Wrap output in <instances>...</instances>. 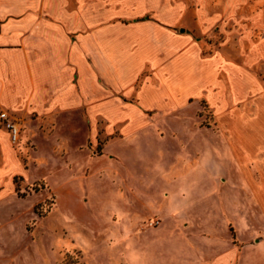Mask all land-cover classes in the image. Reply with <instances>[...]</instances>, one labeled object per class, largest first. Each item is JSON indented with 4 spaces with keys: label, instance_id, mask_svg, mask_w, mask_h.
<instances>
[{
    "label": "crops",
    "instance_id": "obj_1",
    "mask_svg": "<svg viewBox=\"0 0 264 264\" xmlns=\"http://www.w3.org/2000/svg\"><path fill=\"white\" fill-rule=\"evenodd\" d=\"M197 3L199 25L221 23L225 44L252 38L239 34V0H219L220 16L207 22L206 0ZM183 11L174 0H0V112L14 117L30 140L19 153L0 124V264H47L46 236L40 231L31 242L26 230L39 199L17 197L15 177L49 181L60 214L84 221L93 235L109 218L122 220L127 264L240 263L248 250L240 255L226 240L218 226L228 216L203 196L230 171L264 222V182L251 175L264 170L258 157L264 154V95L253 102L252 116H220L226 132L217 158L197 146L198 162H184V153L177 169L174 132L160 126L169 117L163 114L200 97L222 112L260 89L225 46L203 57L191 36L171 29ZM246 22L264 32V8ZM263 48L264 41L252 51ZM62 118L85 124L90 148L102 130L107 141L100 153L90 155L86 144L74 149L62 138L55 145L61 156L50 165L41 146L57 137ZM42 123L53 130L43 131ZM150 211L168 223L149 235L136 233L129 220Z\"/></svg>",
    "mask_w": 264,
    "mask_h": 264
},
{
    "label": "rangeland",
    "instance_id": "obj_2",
    "mask_svg": "<svg viewBox=\"0 0 264 264\" xmlns=\"http://www.w3.org/2000/svg\"><path fill=\"white\" fill-rule=\"evenodd\" d=\"M174 1L176 5H181L184 11L180 15L179 23L171 29L177 34L191 36L200 45L203 57H209L216 48L225 46V53L228 57L245 67L248 76L253 78L260 87L259 90L246 91L242 103L236 107H228L222 112L218 111L216 105L209 103L204 97H200L191 99L184 105L163 114L169 117L163 119L165 121L160 123V126L166 129L169 125L170 130L174 132L173 151L176 154L178 169L182 166L178 155L188 153L189 159L184 162H189L190 165L198 162L200 155L197 146L206 148L205 151H211V155L214 154V157L217 158L215 153L222 148L220 142L223 141V135L220 132H226L220 126V118L225 116L224 118L228 120L231 114L240 117L252 116L254 113L253 102L264 95V48L257 53L252 51L255 46L264 41V38H259L264 32L262 28L254 29L246 22L248 17L264 8V0H239L242 6L235 15L236 19L243 23L239 34L249 35L252 38H231L232 41L226 44L227 38L221 30V23L203 27L199 25L198 0ZM218 1L206 0L208 8L204 12L203 22L220 16L221 11L215 7V3ZM226 20V18L223 19V21ZM262 25L261 21L260 26ZM157 114L160 113H149L151 117ZM41 129L46 132L53 130L43 123ZM73 130H76L75 135L71 132ZM85 132V124H77L67 118H62L57 124V137L50 140L44 139L45 143L41 146L44 154H47L46 159L50 161L49 164L53 165L55 158L61 156L60 149L55 145L61 142L62 138L66 139L74 149L81 144H86L90 149V155L100 153V148L107 141L103 131L100 130L98 145L95 148H90L89 139L84 135ZM39 141L37 140L38 143H40ZM13 146L19 153H23L24 148L30 146V140L25 137L23 126H21L19 141ZM51 152L54 155H51ZM258 157L261 162L264 160V154H259ZM181 171L184 169L177 170L176 174ZM63 173L64 177H71L70 171L64 170ZM82 173L85 176L88 174V170H84ZM230 174L229 171L228 176L219 180L214 193H207L203 198L206 200L213 197L217 203L216 210L222 211L228 216L227 219L222 220L223 223L226 221V224L218 226L226 240L239 249L240 255L246 249L249 251L239 255L241 257L239 264H264V222H261L260 215L253 213L251 207L254 204L247 192V187L238 182H232ZM251 175L255 183L264 182V170L258 172L252 169ZM14 185L17 197L36 196L39 199L33 207L34 215L27 222L26 230L31 242H35L40 231L43 232V236H46L47 256L45 259L47 264H127L124 261L122 250V220L115 217L109 218L105 222L107 224L101 227L100 232L93 235L86 229L84 221L71 215L65 217L60 214V207L56 202L58 191L51 187L49 181L39 179L28 183L21 177H15ZM82 202L84 204L86 200H82ZM166 223H168L166 219L153 211L145 213L142 217L129 220V224L135 228L136 233L141 235H149ZM177 237L181 238L182 236L177 235ZM191 237L197 238L198 236L191 235ZM178 247L182 248L183 245L178 244ZM94 248L98 251L94 252ZM185 252L183 251V253Z\"/></svg>",
    "mask_w": 264,
    "mask_h": 264
},
{
    "label": "built area",
    "instance_id": "obj_3",
    "mask_svg": "<svg viewBox=\"0 0 264 264\" xmlns=\"http://www.w3.org/2000/svg\"><path fill=\"white\" fill-rule=\"evenodd\" d=\"M0 124L8 132L11 144L15 145L19 141L20 137V123L7 112H0Z\"/></svg>",
    "mask_w": 264,
    "mask_h": 264
}]
</instances>
